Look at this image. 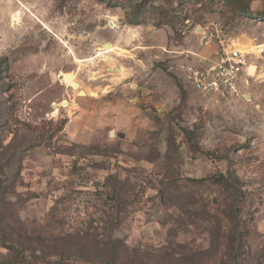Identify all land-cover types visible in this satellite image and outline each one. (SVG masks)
Wrapping results in <instances>:
<instances>
[{"label": "rangeland", "instance_id": "374dc122", "mask_svg": "<svg viewBox=\"0 0 264 264\" xmlns=\"http://www.w3.org/2000/svg\"><path fill=\"white\" fill-rule=\"evenodd\" d=\"M219 39L236 96L182 69ZM0 188V264H264V0H0Z\"/></svg>", "mask_w": 264, "mask_h": 264}, {"label": "built area", "instance_id": "2783aa9c", "mask_svg": "<svg viewBox=\"0 0 264 264\" xmlns=\"http://www.w3.org/2000/svg\"><path fill=\"white\" fill-rule=\"evenodd\" d=\"M246 54L232 39H219L215 62L207 68L183 67L186 79L204 95L232 97L238 95L244 76L248 75Z\"/></svg>", "mask_w": 264, "mask_h": 264}, {"label": "crops", "instance_id": "0c3cea01", "mask_svg": "<svg viewBox=\"0 0 264 264\" xmlns=\"http://www.w3.org/2000/svg\"><path fill=\"white\" fill-rule=\"evenodd\" d=\"M108 93L109 92L107 91L105 93V95L108 94ZM86 95H87V93H85L84 96L81 97V99H84ZM99 97L100 96L98 94L97 97H91V98L92 99H96L94 101H99V99H101ZM86 103L87 104H91L90 100H89V102H86ZM99 103L102 104V101L99 102ZM77 105H78V107L80 109L81 114H78L76 117H79V116L81 117L83 115L82 117H86V118L89 119L90 117H92L94 115H97V114L101 115V113L105 112V110H106L105 107H103V110H102V107H101L96 112V111H93V108L82 107L81 104H80V106H79V104H76V106ZM73 121H75L74 118L72 120H69V122L67 123L68 126H66V128H65V133L70 135L71 133H73V131L75 129L77 133L75 132L74 136H72V137H74L73 141H76L75 139H78L77 141L80 142V138L81 139L84 138L90 132V130L92 128V124H90L89 122L86 123V121L84 122V120L80 121V123L79 122H73ZM72 123L75 126L74 128H72L73 127ZM78 123H79V125H78ZM94 123L95 124H93V125L98 126V125H96V122H94ZM100 125H101V122H100ZM98 127H100V126H98ZM105 127H107V126L105 124H102V129L105 128ZM111 134L113 136H110ZM109 138L110 139L118 138L119 140H122V139H126V136L123 133H117V134L110 133L109 134ZM80 143H82V142H80ZM83 144H85V143H83Z\"/></svg>", "mask_w": 264, "mask_h": 264}, {"label": "trees", "instance_id": "16d2710c", "mask_svg": "<svg viewBox=\"0 0 264 264\" xmlns=\"http://www.w3.org/2000/svg\"><path fill=\"white\" fill-rule=\"evenodd\" d=\"M147 1L148 0H141V3L143 4V6L145 5V3ZM181 3L182 2L179 1V4H181ZM241 12L244 13L245 11H241ZM10 163H12V164L14 163L13 162V156H11V160L9 162V165H10ZM229 175H230V170H227L225 172V174H219V175L215 176L213 179H211V178H203V179L191 180V181L195 184V186H199V185L204 184V183H211V184H215V185H220L222 188L225 189V188L228 187V176ZM0 189H2V188H0Z\"/></svg>", "mask_w": 264, "mask_h": 264}, {"label": "bare ground", "instance_id": "6f19581e", "mask_svg": "<svg viewBox=\"0 0 264 264\" xmlns=\"http://www.w3.org/2000/svg\"><path fill=\"white\" fill-rule=\"evenodd\" d=\"M111 26V25H110ZM106 48H108V45L106 46ZM122 53V52H121ZM123 71L122 70H119V73H122ZM61 76V79H59V82L64 86L66 87H69L71 88L72 90H77L81 92L80 94V97H83L84 94L86 93L85 91H81V90H78L79 89V85L76 83V81L74 80V76L73 74H66V73H61L60 75H58V77ZM57 77V78H58ZM74 84V85H73ZM79 96V95H78ZM63 107H66L67 106V103L66 102H63L61 104ZM76 105L74 104V107ZM52 108H53V112H52V116H55L58 112V108H59V104L55 103L52 105Z\"/></svg>", "mask_w": 264, "mask_h": 264}, {"label": "water", "instance_id": "95a60500", "mask_svg": "<svg viewBox=\"0 0 264 264\" xmlns=\"http://www.w3.org/2000/svg\"><path fill=\"white\" fill-rule=\"evenodd\" d=\"M110 25H111V24H110ZM106 46H107V45H104L103 47H106ZM58 79H61V76H59ZM73 85H74V84H73ZM104 91H105V89L102 90V92H104ZM106 92H107V90H106ZM80 94H81V92L78 91V92H77V95L80 96ZM96 94H97V93H95V92H90V93H89V95H90L91 97H93V95H96ZM110 136H113V135L111 134Z\"/></svg>", "mask_w": 264, "mask_h": 264}]
</instances>
